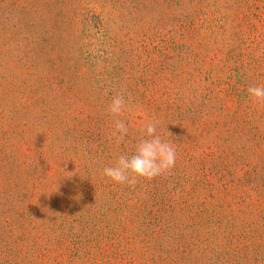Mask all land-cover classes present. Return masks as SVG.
Segmentation results:
<instances>
[{
  "label": "trees",
  "instance_id": "1",
  "mask_svg": "<svg viewBox=\"0 0 264 264\" xmlns=\"http://www.w3.org/2000/svg\"><path fill=\"white\" fill-rule=\"evenodd\" d=\"M256 1L179 13L175 27L203 34L215 51L186 47L171 64L170 42L121 50L92 10L71 12L77 33L36 88L48 98L49 84L68 103L50 109L32 99L49 143L24 149L29 127L17 117L19 104L8 121L7 105L0 107V264H264V104L247 91L264 86ZM237 3L241 19L233 25L223 11ZM207 61L222 64L219 75ZM117 93L131 101L120 117L129 132L118 145L106 111ZM145 117L175 144V167L131 186L104 177L105 167L134 153Z\"/></svg>",
  "mask_w": 264,
  "mask_h": 264
},
{
  "label": "rangeland",
  "instance_id": "2",
  "mask_svg": "<svg viewBox=\"0 0 264 264\" xmlns=\"http://www.w3.org/2000/svg\"><path fill=\"white\" fill-rule=\"evenodd\" d=\"M11 1L0 0V107L7 105L3 111L4 119L8 121L12 104L14 101L19 104L17 117L23 119L26 127H29L23 143L24 149H36L49 143L50 134L46 127L42 126L44 122L32 99L38 97L41 101L43 98L50 109L62 110L64 104L68 103L59 97L55 87L49 84L44 85L43 89V95L48 98L38 94L39 90L36 88L40 86V73L45 75L49 70L57 71L52 66L55 57L77 33L79 24L76 20L71 21V12L74 9L83 6L92 10L98 16L97 21H100L106 30L107 37L115 41V47L121 50H134L142 40L150 44V49L158 44L157 39L170 42L171 64L174 53L187 52L186 47L196 49L200 55L215 51V46L205 42L203 34L183 33L178 26L175 27L173 18H177L181 12L186 13L193 9H212V3L215 2L217 6L224 0H173V3L178 5L168 4L164 0H15L19 5H12ZM256 5L261 7L264 19V0H257ZM223 12L228 15L233 25L237 21L240 23L238 3ZM251 21L255 20L251 18ZM259 27L264 34V27ZM248 29L250 28H246L244 24L243 34L246 35L242 36L243 39L249 36ZM44 32V38L37 37L40 33L43 36ZM57 32L63 37L64 44L56 43L54 36H59ZM29 36L32 43L28 39ZM229 38L232 39L231 35L222 36L221 41ZM260 45V51L264 52L263 43ZM34 63H39L43 70L34 71ZM206 66L213 68L214 65L207 61ZM221 66V63H217V67L214 66L216 75H219L217 71ZM18 92H21L20 99L16 97ZM25 94L29 98L27 101L21 98Z\"/></svg>",
  "mask_w": 264,
  "mask_h": 264
},
{
  "label": "clouds",
  "instance_id": "3",
  "mask_svg": "<svg viewBox=\"0 0 264 264\" xmlns=\"http://www.w3.org/2000/svg\"><path fill=\"white\" fill-rule=\"evenodd\" d=\"M250 99L257 104H264V86H250ZM130 97L123 93L114 95L106 107V111L114 118L113 131L109 139L120 144L128 135L129 128L121 115L130 108ZM159 121L145 117L141 131L143 136L135 145L133 154L120 155L112 166L105 167L102 175L120 185H135L139 179L152 180L157 176L170 172L177 159L176 146L171 140H164L157 133ZM164 131L169 137L171 133ZM41 221V220H38Z\"/></svg>",
  "mask_w": 264,
  "mask_h": 264
}]
</instances>
